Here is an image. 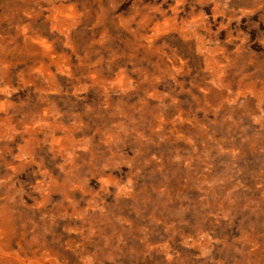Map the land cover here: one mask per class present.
Masks as SVG:
<instances>
[{
	"label": "rangeland",
	"instance_id": "rangeland-1",
	"mask_svg": "<svg viewBox=\"0 0 264 264\" xmlns=\"http://www.w3.org/2000/svg\"><path fill=\"white\" fill-rule=\"evenodd\" d=\"M0 264H264V0H0Z\"/></svg>",
	"mask_w": 264,
	"mask_h": 264
}]
</instances>
